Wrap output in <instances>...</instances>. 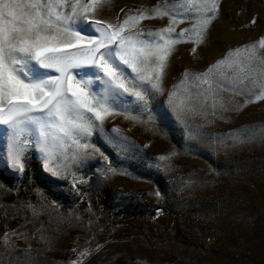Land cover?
I'll use <instances>...</instances> for the list:
<instances>
[{
    "label": "rangeland",
    "instance_id": "rangeland-1",
    "mask_svg": "<svg viewBox=\"0 0 264 264\" xmlns=\"http://www.w3.org/2000/svg\"><path fill=\"white\" fill-rule=\"evenodd\" d=\"M166 2L172 0H110L97 18H123L121 9ZM167 22L142 24L147 31ZM188 23L177 24V31ZM262 36L264 0H220L196 50L187 42L171 54L152 120L144 123L147 114L135 122L117 115L103 122L105 134L115 137L112 129H119L134 147L120 151L96 130L89 142L100 152L89 149L92 155L61 178L44 172L34 149L23 174L0 160V240L7 231L18 250H29L30 264H264V140L233 145L228 139L242 126L264 122V99L245 104L251 85H241L245 95L237 96L223 90L227 80L221 79L213 87L223 108L217 105L213 116L207 103L197 102L198 112L208 115L187 117V137L186 125L165 103L185 70L195 97L192 73ZM220 72L232 75L223 66L213 68ZM162 155L169 158L155 159ZM109 167L114 171L107 173ZM29 202L39 215L25 206ZM13 230L24 237L17 240Z\"/></svg>",
    "mask_w": 264,
    "mask_h": 264
},
{
    "label": "snow or ice",
    "instance_id": "snow-or-ice-1",
    "mask_svg": "<svg viewBox=\"0 0 264 264\" xmlns=\"http://www.w3.org/2000/svg\"><path fill=\"white\" fill-rule=\"evenodd\" d=\"M109 2L0 0V160L14 172L23 174L34 149L44 172L53 178L68 176L74 165L92 155L89 149L100 152L89 142L96 130L120 151L134 147L127 137H119V129H112L115 137L105 134L103 122L117 115L135 122L147 114L144 123L152 120L156 97L164 91L171 54L177 45L187 42L196 50L217 17L220 0H172L163 6L156 3L127 12L121 9L123 18L98 19L97 12ZM165 18L167 24L145 31L143 21ZM184 21L189 22L188 27L177 31L176 25ZM261 50L264 36L230 49L223 60L204 72L192 73L191 87L198 89L195 97L189 91L185 70L184 79L168 91L165 103L177 123L186 125V137L187 117L208 115L198 112L197 102L201 106L207 103L213 116L217 105L223 108V97L213 87L220 86L221 79L227 80L223 90L237 96L245 95L241 85H251L252 95L245 104L264 99ZM220 66L232 75L214 74L213 68ZM197 131L198 127L192 128L193 133ZM228 139L233 145L264 140V122L242 126L239 134H229ZM113 171L107 169V173ZM72 186L75 188L76 182ZM25 206L33 216L39 215L31 202ZM12 234L17 240L24 237L15 230ZM30 260L29 250H18L6 231L0 240V264H30Z\"/></svg>",
    "mask_w": 264,
    "mask_h": 264
}]
</instances>
